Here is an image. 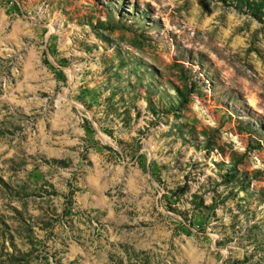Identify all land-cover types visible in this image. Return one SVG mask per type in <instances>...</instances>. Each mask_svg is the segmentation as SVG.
Wrapping results in <instances>:
<instances>
[{
	"label": "rangeland",
	"instance_id": "1",
	"mask_svg": "<svg viewBox=\"0 0 264 264\" xmlns=\"http://www.w3.org/2000/svg\"><path fill=\"white\" fill-rule=\"evenodd\" d=\"M0 264H264V0H0Z\"/></svg>",
	"mask_w": 264,
	"mask_h": 264
}]
</instances>
